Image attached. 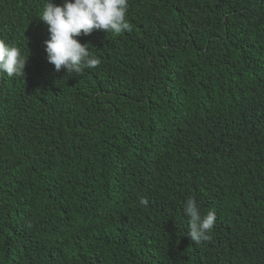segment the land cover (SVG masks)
<instances>
[{
	"label": "trees",
	"instance_id": "obj_1",
	"mask_svg": "<svg viewBox=\"0 0 264 264\" xmlns=\"http://www.w3.org/2000/svg\"><path fill=\"white\" fill-rule=\"evenodd\" d=\"M0 264H264V0H0Z\"/></svg>",
	"mask_w": 264,
	"mask_h": 264
}]
</instances>
